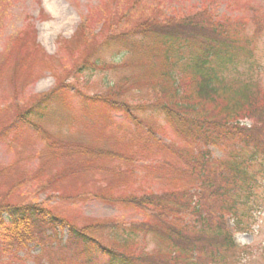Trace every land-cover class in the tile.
Instances as JSON below:
<instances>
[{"label":"rangeland","instance_id":"1","mask_svg":"<svg viewBox=\"0 0 264 264\" xmlns=\"http://www.w3.org/2000/svg\"><path fill=\"white\" fill-rule=\"evenodd\" d=\"M205 6L237 40L233 63L217 85L221 97L232 99L246 86L264 105V0H0V202L42 205L80 228H93L106 243L126 242L127 253L172 255L165 238L141 228L160 224L156 214L126 202L183 191L188 184L172 169L181 159L156 152L155 143L161 150L181 142L155 106L169 96L161 89L171 71L165 46L132 31L146 19L187 16ZM85 19L89 29L80 37ZM185 69L172 73L190 80L193 72ZM105 96L114 108L98 105ZM124 103L139 124L122 113ZM42 105L43 116L32 114ZM150 133L154 139L147 140ZM79 151L112 154L87 158ZM222 156V149L213 150L214 159ZM259 173L260 204L264 171ZM248 224L249 233H235L239 248L227 264H264V204L254 206ZM61 248L53 244L42 256L40 247L20 249L0 234V264H105ZM201 254L196 264H208L210 253Z\"/></svg>","mask_w":264,"mask_h":264},{"label":"trees","instance_id":"2","mask_svg":"<svg viewBox=\"0 0 264 264\" xmlns=\"http://www.w3.org/2000/svg\"><path fill=\"white\" fill-rule=\"evenodd\" d=\"M89 20L81 24L80 37L89 29L86 27ZM132 32L152 37L165 46L163 58L171 71L165 74L161 89L169 96L167 103L155 106L164 112L181 142L169 147L162 145L161 150L159 143L155 146L157 153L181 159L182 163L172 169L185 177L188 184L182 186L183 191L173 190L162 196L150 194L126 202L143 211H153L161 223L142 224L141 228L165 238L175 251L166 256L127 253L123 249L126 242V245L106 243L92 234L93 228H80L38 204L13 205L1 201L0 234L6 243L16 244L20 249H28L31 244L40 247L42 256H49L53 244H59L61 250L73 252L76 259L86 262L102 259L105 264H196L206 250L210 253V262L206 263L216 264L218 259L227 264L226 258L239 248L234 241L235 233H249L248 222L254 206L261 208L264 204L258 203L262 197L258 193L259 172L264 171V105L256 104L246 86L232 99L221 97L217 85L224 78L222 70L233 63L231 51L237 40L226 21H217L209 7L193 9L187 16L146 19ZM169 56H174V62L169 61ZM177 66L182 71L183 67L191 69L194 77L190 80L184 79V74L176 77L172 71ZM181 83L187 86L182 88ZM191 85L193 89L186 91ZM62 90L57 89L43 101L55 98ZM112 102L111 96H105L98 105L111 109ZM120 109L138 123L129 105L124 103ZM30 111L22 114L21 120ZM44 111L42 105L32 114L43 116ZM146 138L154 139L151 133ZM214 149H222V158H213ZM110 154L78 152L87 158H108ZM168 201L173 205H165ZM174 221L183 223L178 224L179 228L169 227ZM48 264L56 263L51 259Z\"/></svg>","mask_w":264,"mask_h":264}]
</instances>
